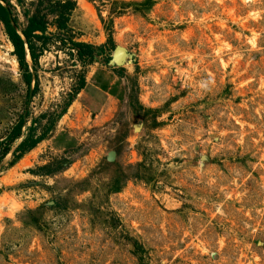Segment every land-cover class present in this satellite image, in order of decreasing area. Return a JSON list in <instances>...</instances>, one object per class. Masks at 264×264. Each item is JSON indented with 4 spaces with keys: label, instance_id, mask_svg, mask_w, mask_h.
<instances>
[{
    "label": "rangeland",
    "instance_id": "rangeland-1",
    "mask_svg": "<svg viewBox=\"0 0 264 264\" xmlns=\"http://www.w3.org/2000/svg\"><path fill=\"white\" fill-rule=\"evenodd\" d=\"M0 3L17 30L47 24L27 85L0 22V141L24 120L0 161V264H264V0ZM98 67L121 78L115 113L77 97L56 119Z\"/></svg>",
    "mask_w": 264,
    "mask_h": 264
},
{
    "label": "trees",
    "instance_id": "trees-1",
    "mask_svg": "<svg viewBox=\"0 0 264 264\" xmlns=\"http://www.w3.org/2000/svg\"><path fill=\"white\" fill-rule=\"evenodd\" d=\"M73 4L74 2L67 1L62 10H67L69 12L73 9ZM9 8L10 7H8V9L5 8L0 3V22L3 25L6 37L8 38L13 47L12 55L16 57L19 69L22 72V75L24 76V81L27 85H29L31 81V75L29 71V64L26 61V57L27 55L29 56L33 66L35 67L39 57L42 54L43 46H45L44 42L47 39L45 35V32L47 30V24L30 18L27 15V12H24L26 22L25 26L17 30L14 24L15 20H12L10 17L11 13ZM109 42L111 44L112 41L109 40ZM39 44L40 46L38 47ZM72 45L76 47V49H78L79 53H82L88 57H91L94 50L96 49L91 45L82 43H72ZM83 86L84 82H82L81 85H78V88L74 90V93L69 95L56 119H60L66 113L67 109L72 104V102L76 98L79 91L83 88ZM35 124L36 122L33 123V125L28 129L27 134L15 147L12 154L14 158H21L25 153L35 148L43 139H45V137L50 133V131L54 127L53 121L52 123L46 125L40 133H37V126ZM23 125L24 120L23 117L20 116L17 122L12 126L8 134L0 141V161H2L3 158L10 151L11 145L22 136ZM63 162L66 163L67 161ZM62 168L63 166H58L57 170H61Z\"/></svg>",
    "mask_w": 264,
    "mask_h": 264
},
{
    "label": "crops",
    "instance_id": "crops-1",
    "mask_svg": "<svg viewBox=\"0 0 264 264\" xmlns=\"http://www.w3.org/2000/svg\"><path fill=\"white\" fill-rule=\"evenodd\" d=\"M119 79L121 80L114 69L109 67L94 69L90 76L86 77L83 88L76 96V98L78 97L76 101L80 100V103L88 111L84 113L93 116L94 120L99 119V117L102 120L108 112L113 115L115 108L111 110L113 108L111 105L115 106L122 96L121 93L124 92L123 85L118 83Z\"/></svg>",
    "mask_w": 264,
    "mask_h": 264
},
{
    "label": "water",
    "instance_id": "water-1",
    "mask_svg": "<svg viewBox=\"0 0 264 264\" xmlns=\"http://www.w3.org/2000/svg\"><path fill=\"white\" fill-rule=\"evenodd\" d=\"M114 53L115 54L119 53V48L116 47V50H115ZM115 54L113 56V60H116ZM114 159H115V153L113 151L108 152L107 155H106V160L108 162H112V161H114Z\"/></svg>",
    "mask_w": 264,
    "mask_h": 264
}]
</instances>
